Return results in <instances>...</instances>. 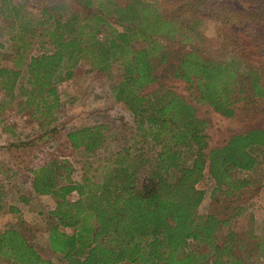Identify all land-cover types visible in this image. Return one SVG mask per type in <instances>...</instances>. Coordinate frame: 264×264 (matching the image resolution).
Here are the masks:
<instances>
[{"label":"trees","instance_id":"1","mask_svg":"<svg viewBox=\"0 0 264 264\" xmlns=\"http://www.w3.org/2000/svg\"><path fill=\"white\" fill-rule=\"evenodd\" d=\"M1 1L14 44L11 66L0 65L6 99L1 108L23 96L17 106L53 118L59 105L55 83L71 77L83 59L90 69L121 66L112 95L132 115L134 145L107 157L99 181L85 174L73 179V166L55 157L30 170L34 193L54 198L47 233L51 251L65 264H264V230L255 233L252 216L240 206L226 217L200 213L204 193L197 187L205 173L214 184L212 194L225 199L246 186L248 179L234 173L255 167L264 128L234 132L206 151L205 123L191 104L164 85L142 92L157 80V65L164 64L224 117L234 114L235 92L249 91L264 102V0H78V8L69 10L61 1L43 6L37 17L23 11L20 1ZM171 1L167 14L158 11L161 2ZM184 13L193 25L213 20L228 55L212 59L186 50L169 62L155 36L172 34L176 22L183 25ZM35 37L41 51L21 68L18 60ZM65 137L72 149L93 155L104 133L99 124L84 125L67 130ZM72 192L77 196L71 200ZM243 213L246 226L238 232L233 220ZM249 246L255 249L252 261L242 251ZM0 261L54 264L18 226L0 228Z\"/></svg>","mask_w":264,"mask_h":264},{"label":"rangeland","instance_id":"2","mask_svg":"<svg viewBox=\"0 0 264 264\" xmlns=\"http://www.w3.org/2000/svg\"><path fill=\"white\" fill-rule=\"evenodd\" d=\"M20 1L24 5L23 11L32 17L39 15L43 6H51L61 1L67 2V10L78 8V0H12ZM97 1V0H93ZM116 1V0H115ZM125 1V0H117ZM159 1V0H150ZM162 3L157 9L167 14L172 8L169 4ZM4 7L0 0V9ZM58 9H56L57 11ZM59 13V12H56ZM62 13H66L62 10ZM183 25L176 22V29L172 34L155 36L168 54L169 62L186 50H192L202 57L222 59L227 56V50L221 38L218 37L213 20L204 19L201 23L193 25L187 14H182ZM10 20L5 19L0 13V65L11 66V55L14 44L9 40ZM186 23V24H185ZM137 44V43H136ZM138 45V44H137ZM43 47L48 48L47 44ZM41 51L39 40L32 38L26 47L22 63L30 55ZM20 65V64H19ZM158 64L156 81L147 85L142 92H152L160 85L170 87L184 100L191 104L196 115L204 121L206 134V151L214 146L222 145L228 137L237 131L248 127L264 128V102L253 97L249 91L235 92L232 94L234 114L224 117L215 112L209 105L197 99L193 86L181 79L173 78L169 68ZM22 73H23V69ZM122 68L113 64L108 70L101 71L90 69L87 61L81 59L72 68V76L55 83L59 105L53 118H41L32 115V106H17V102L24 100L23 96H16L12 103L0 107V169L5 174L0 176L1 191L4 193L5 208L8 203H17L21 215L15 219L0 220V228L18 226L23 237L44 259H50L54 264H65L58 253H53L48 245L47 233L52 223L49 211L54 206V198L48 194H36L31 186L30 170L46 163L51 158L65 159L74 168L71 176L80 180L82 174L99 181L103 175V165L110 154H114L123 146L134 145L133 121L131 113L125 106L117 102L112 95V87L121 79ZM25 82L24 80L21 81ZM25 84V83H23ZM8 99V98H7ZM6 99L0 91V106ZM101 125L104 133L102 145L95 149L93 155H88L82 150L72 149L65 133L84 125ZM54 127L55 131H50ZM138 144L135 145V147ZM257 164L251 170L237 171L236 177L248 179L249 183L242 187L235 195L225 199L221 194L213 193L214 184L205 173L197 183L204 195L198 207L200 213L212 212L219 217L230 216L240 206L249 213L254 222V231L260 234L264 230V149H256ZM14 195V196H13ZM28 198V201L19 203L17 196ZM76 193L72 192L67 197L75 199ZM15 197V198H13ZM4 213V212H3ZM245 213L236 218L234 226L238 232L245 228L242 218ZM14 217V216H13ZM70 232V229H65ZM243 251L244 257L252 261L255 249L251 246ZM0 264H5L0 261Z\"/></svg>","mask_w":264,"mask_h":264},{"label":"crops","instance_id":"3","mask_svg":"<svg viewBox=\"0 0 264 264\" xmlns=\"http://www.w3.org/2000/svg\"><path fill=\"white\" fill-rule=\"evenodd\" d=\"M1 164V162H0ZM2 170L0 169V176L3 177L5 174H2ZM4 173V172H3ZM1 188V185H0ZM1 191V189H0ZM6 193V192H4ZM3 192H0V220H2V217L4 216L3 219L8 220L7 218H11V219H15L16 215H21L20 212V207H18L17 203H12L13 205H10V203L7 204L6 208H5V200H4V194ZM14 196V195H13ZM15 198V197H13ZM19 203H23L24 201H28V198H25L23 196H17L15 198ZM4 212V213H3ZM14 216V217H13Z\"/></svg>","mask_w":264,"mask_h":264}]
</instances>
